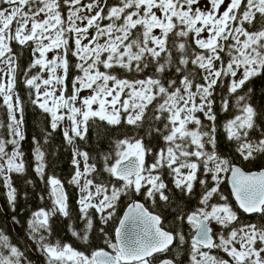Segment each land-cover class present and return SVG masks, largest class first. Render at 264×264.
Returning <instances> with one entry per match:
<instances>
[{
    "label": "snow or ice",
    "instance_id": "obj_1",
    "mask_svg": "<svg viewBox=\"0 0 264 264\" xmlns=\"http://www.w3.org/2000/svg\"><path fill=\"white\" fill-rule=\"evenodd\" d=\"M0 65V186L15 213L14 174L35 186L31 166L44 184L37 198L51 204L31 213L28 236L45 264H264V221L241 224L238 212L264 217V167L242 166L264 159V104L249 86L264 77V0H0ZM20 86L47 121L32 136L31 165ZM101 124L128 131L93 155L81 145L95 129L99 147ZM57 133L80 229L49 159L59 149L44 147ZM122 204L114 235L98 230L104 247L49 239L60 216L89 244L95 221L116 220ZM0 264H32L3 229Z\"/></svg>",
    "mask_w": 264,
    "mask_h": 264
},
{
    "label": "trees",
    "instance_id": "obj_2",
    "mask_svg": "<svg viewBox=\"0 0 264 264\" xmlns=\"http://www.w3.org/2000/svg\"><path fill=\"white\" fill-rule=\"evenodd\" d=\"M112 2V1H111ZM31 61V55L28 50H24L22 55L20 56L19 63L22 67H26L27 64ZM74 62V61H73ZM249 86H252L255 88V102L264 104V95H261L262 91H264V77L257 78L251 82ZM18 91L20 94L24 97L25 102L27 104V110L25 112V130L27 133V140L23 144V150L26 153V159L31 165L32 163V136L33 135H39V128L47 123V121L44 119L42 114L39 110L33 109L30 104H28V97H27V90L20 86L18 88ZM0 104H2V100H0ZM223 115L221 116V120H223ZM0 120H6V113L3 107H0ZM95 129L90 130L89 133V143L87 146L81 145L85 150L89 151L93 155L96 154L99 150L103 149L107 151L110 147V142L114 141L118 138H123L124 134L128 131L127 129H124L122 127L120 128H110L107 125L101 124L100 125V134L102 139L99 141V147L96 146L95 143ZM3 130H0V133H2ZM131 134V133H129ZM63 145V138L62 136L57 133L54 138L49 142L48 145H45L44 147L46 150L51 153L54 149H59L55 155H50L49 159L54 161V173L56 176H58L62 181L66 184V190L69 195V202H70V210L72 212L74 220H77V223L75 224V227L77 229H80L83 227L82 223L78 221V207L76 204L79 191L78 189L68 184L67 182L71 178V174L73 172V166L71 164V153L67 150V147H62ZM219 148L222 154L231 157L232 150L229 144L225 141L223 135L220 137V144ZM242 166L247 170H259L261 167H264V159L257 160L255 162H243ZM28 175L29 177L36 181L35 186L27 185L24 183V180L21 176L15 175L13 176L14 184L18 188V191L20 193L18 202H17V210L15 213H13L7 204L6 197L4 195L5 189L0 186V201L2 204V207H4L5 215L3 216L0 213V222L2 223V226L4 227V232L7 233L9 236L11 242L18 246L22 251L25 252L27 255V258L31 260L32 264H45V259L42 255V253H37V245L29 239L28 236V220L31 216V213L35 210H37L41 206H50L51 201H41L38 199V194H44L47 195V190L45 189V186L42 182H40L35 173L32 171L31 166L28 168ZM223 190L226 195L230 194V190L228 188L227 183L222 186ZM27 192V198H25L24 193ZM199 195V189H197V196ZM229 199L232 201V204L234 207H236V203L234 199L229 195ZM196 198L194 197L188 204L187 207L189 209H192L196 205ZM151 207V205H149ZM1 208V207H0ZM126 210V205H121L117 218L114 221L109 222L107 225L102 224L99 219L95 221V231L92 233L89 244H84L82 241H79L75 239L70 231H69V223L70 221L68 219L62 218L60 216L54 217L50 223L52 225L54 236L50 237V240L54 239H61L65 242L72 243L74 247L79 248L81 250H86L89 248V245L91 248H98V247H104V244L102 242V234L98 231L99 228L103 227L104 230L109 235H114V230L118 226V219L123 215V212ZM238 210V209H237ZM240 215V223H248V222H255L260 223L264 221V217H261L259 215L255 216H247L243 212L239 211ZM15 215L18 223L13 222L12 216ZM163 215L165 216V226L171 227V210H166L163 212ZM5 225V226H4ZM224 255V258H227L226 254Z\"/></svg>",
    "mask_w": 264,
    "mask_h": 264
},
{
    "label": "flooded vegetation",
    "instance_id": "obj_3",
    "mask_svg": "<svg viewBox=\"0 0 264 264\" xmlns=\"http://www.w3.org/2000/svg\"><path fill=\"white\" fill-rule=\"evenodd\" d=\"M112 0H109V2H111ZM0 130H2V129H0ZM0 213L4 216L5 215V210H4V207H2V204H1V201H0ZM1 221V220H0ZM5 226V225H4ZM0 229H3L4 230V227L2 226V223L0 222ZM5 234H7V233H5ZM11 241V240H10ZM12 243V242H11ZM37 251V250H36ZM37 253H39L38 251H37ZM27 256V255H26Z\"/></svg>",
    "mask_w": 264,
    "mask_h": 264
},
{
    "label": "water",
    "instance_id": "obj_4",
    "mask_svg": "<svg viewBox=\"0 0 264 264\" xmlns=\"http://www.w3.org/2000/svg\"><path fill=\"white\" fill-rule=\"evenodd\" d=\"M228 187H229V189H230V191H231V188H230V185L228 184ZM234 199V198H233ZM235 201V200H234ZM236 203V202H235ZM126 211V210H125ZM242 212V211H241ZM245 214V213H244ZM247 216H255V215H257V214H252V215H248V214H246ZM118 226H119V224H118ZM117 226V227H118Z\"/></svg>",
    "mask_w": 264,
    "mask_h": 264
},
{
    "label": "rangeland",
    "instance_id": "obj_5",
    "mask_svg": "<svg viewBox=\"0 0 264 264\" xmlns=\"http://www.w3.org/2000/svg\"><path fill=\"white\" fill-rule=\"evenodd\" d=\"M77 23H79V22H77ZM106 23V22H105ZM51 53H49V57L51 58ZM0 67H3V65H0ZM86 94V93H85Z\"/></svg>",
    "mask_w": 264,
    "mask_h": 264
}]
</instances>
